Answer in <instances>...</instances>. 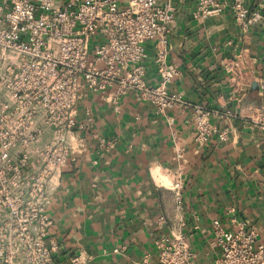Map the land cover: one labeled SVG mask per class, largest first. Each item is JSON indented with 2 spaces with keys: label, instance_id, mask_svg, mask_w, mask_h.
<instances>
[{
  "label": "crops",
  "instance_id": "1",
  "mask_svg": "<svg viewBox=\"0 0 264 264\" xmlns=\"http://www.w3.org/2000/svg\"><path fill=\"white\" fill-rule=\"evenodd\" d=\"M216 1L219 15L197 19L194 0H173L165 61L177 70L167 89L180 106L160 114L134 91L116 101L87 92L78 103L83 129L69 137L67 165L53 176L46 206L57 264L74 254L87 264H157V241L178 232L196 264L211 263L213 220L264 239V21L242 30L231 0ZM245 5L264 16V0ZM144 49L143 78L154 86L156 43ZM197 107L223 140L217 133L194 140Z\"/></svg>",
  "mask_w": 264,
  "mask_h": 264
},
{
  "label": "built area",
  "instance_id": "2",
  "mask_svg": "<svg viewBox=\"0 0 264 264\" xmlns=\"http://www.w3.org/2000/svg\"><path fill=\"white\" fill-rule=\"evenodd\" d=\"M245 1L231 0L229 7L242 30L264 21ZM194 3L197 19L222 10L216 0ZM174 12L173 0H0V264H22L23 247L33 253L29 264H57L58 246L48 237L52 220L46 206L55 188L53 176L67 165L69 137L83 129L75 115L87 92L116 101L134 91L160 114L183 103L167 89L177 74L165 61ZM148 41L156 43L154 86L143 78ZM259 86L264 89V80ZM207 116L195 108L194 140L201 143L213 133L223 140L225 132L211 127ZM47 134L51 137L44 143L42 135ZM27 143H33V176L27 179L17 172L6 178L7 163L14 169L29 165L28 155L22 154L11 165L6 152ZM180 188L173 184L176 195ZM212 231L218 254L206 264H264V239L254 228L242 224L224 230L213 220ZM156 247L157 264H196L181 232L161 237ZM87 261L74 254L65 264Z\"/></svg>",
  "mask_w": 264,
  "mask_h": 264
},
{
  "label": "rangeland",
  "instance_id": "3",
  "mask_svg": "<svg viewBox=\"0 0 264 264\" xmlns=\"http://www.w3.org/2000/svg\"><path fill=\"white\" fill-rule=\"evenodd\" d=\"M15 139V137H7V141H13ZM28 145H25L23 147L18 146L17 148H11V150L7 151V159L11 165H13L12 163L14 161L19 160V155H28V164L26 166H18L19 164H17V168L14 169V167H9L8 163H7V167L5 168V175L6 178H10L11 176L14 175V173L19 172L21 176H26L27 179H30L33 176V143H27ZM29 144H31L29 146ZM4 176V174H2V170L0 168V178ZM7 185V184H6ZM26 184H24V187ZM7 190H13V188L11 186L7 185ZM1 191V188H0ZM30 257L33 259V253L31 255L30 252V248L29 247H23L22 248V264H29L30 261Z\"/></svg>",
  "mask_w": 264,
  "mask_h": 264
}]
</instances>
